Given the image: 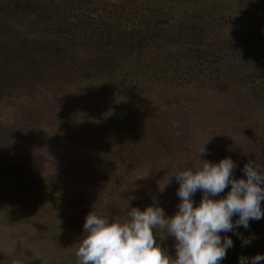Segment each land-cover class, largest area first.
Returning a JSON list of instances; mask_svg holds the SVG:
<instances>
[{
  "label": "trees",
  "instance_id": "trees-1",
  "mask_svg": "<svg viewBox=\"0 0 264 264\" xmlns=\"http://www.w3.org/2000/svg\"><path fill=\"white\" fill-rule=\"evenodd\" d=\"M0 10L7 15L5 25L10 38L21 42L30 34L33 44L47 50L44 60L66 55V63L71 66L64 68L56 91L75 93L83 105L77 104V111H70L75 120L67 122L66 128L62 126L60 133L70 139L78 155L88 153L98 159L100 168L93 162L92 169L105 174L106 181L113 177L110 190L107 183L97 185L96 194L89 193L85 199L79 195L82 180L76 183L77 175L72 176L74 167H55L45 178L40 208H34V203L26 199V205L15 207L13 213L8 210L15 201L20 203L17 188L13 202L4 205L5 214H17L24 208L28 220L18 221L24 220L20 223L32 231L42 228L55 235L60 222L69 221L79 233L73 239L78 247L85 217L91 210L102 215V209L105 213L109 209L119 215L118 221L125 222L128 210L138 207L143 211L155 202L165 210L166 217L175 215L180 203L175 192L174 199L145 192L137 197L122 189L124 180L129 179L132 170L140 169V164L143 166V160H154L160 150L170 153L174 144L169 130L183 132L172 121L160 124L163 114L153 109L157 101L163 100L175 109L186 106L195 96H218L235 116L258 110L264 121V0H0ZM51 84L44 81L48 89ZM83 121L85 124L80 123ZM158 126L169 133L166 130L160 138L156 134ZM29 129L25 131L28 136L33 134ZM45 129L40 128L37 134L43 135ZM261 131L264 133L263 125ZM257 165L264 173V162ZM160 179L156 186L165 189L166 183ZM174 180L168 186L177 189L179 184ZM230 188L215 198H223ZM201 198L202 192L197 191L195 205ZM261 207L264 209V201ZM36 216L43 221L37 222ZM238 218L234 216L233 222ZM157 230L160 228L153 230L154 237L162 247L167 242L161 240L163 232ZM225 235L232 239L233 247L220 264H240L241 256L264 255V218L250 220L248 229L239 226L234 232L221 233ZM244 239L251 242L244 245ZM166 252L175 258V248L169 246ZM74 259L79 264L77 256ZM64 262L54 257L41 264ZM22 263L27 261L22 258Z\"/></svg>",
  "mask_w": 264,
  "mask_h": 264
},
{
  "label": "rangeland",
  "instance_id": "rangeland-1",
  "mask_svg": "<svg viewBox=\"0 0 264 264\" xmlns=\"http://www.w3.org/2000/svg\"><path fill=\"white\" fill-rule=\"evenodd\" d=\"M6 17L0 10V21L4 20V24H0V264H23L22 258L27 264H41L54 257L58 262L77 264V259H74L76 256H73L76 255L77 245H74L73 239L79 233L69 221L60 222L62 227L57 229L58 234L52 235L51 230L45 233L42 228H38L40 231L36 232L20 223L24 220L18 221L28 220V215L23 213L27 212L24 208L17 214L7 215L4 205L13 202V193L16 195L18 188L21 195L17 194V199L20 203L15 201L8 211L16 213L18 207L26 205V199L34 203V208H40L39 200L43 196L45 178L50 169L53 172L55 167L68 166L69 170L74 167L72 176L77 175L76 183L82 180L79 195L85 199L96 194L94 189L97 185L107 183L106 188L110 190L113 177L109 176L106 181L105 174L100 173L97 168V171L92 169L93 162L100 168L98 159L88 153L78 155L71 147L70 139H64L60 133L62 126L66 128L67 122L71 124L75 120L70 111H77V104L81 107L83 105L75 93L56 91L60 87H56V84L63 78L64 68L71 66L66 63V55L44 60L47 50L41 48L40 44H33L28 36L30 34L22 37L25 39L21 40L23 43L10 38L11 33L6 32ZM60 69L62 72H59ZM44 81L52 83L49 89ZM63 84L64 82L61 83ZM215 97L209 99L204 96L201 99L195 96L189 98L186 106L183 104L175 109L167 106V102L163 100L157 101L159 104H155L153 109L154 113L160 111L163 114V123L160 124L169 125L172 121L183 132L177 134L169 130L174 144L170 153L160 150L155 153L154 160H143V166L140 164V169L132 170L129 179L124 180L122 189L124 187L125 193L138 197L145 192L155 197L173 198L172 194L177 193L178 188L168 186L172 179L181 171L198 167L201 159L219 163L224 158L223 155H226L237 165L234 178L238 179L246 178L242 171L244 164L249 161L256 164L264 162V133L261 131L264 121L260 119L258 110L235 116L224 108L218 96ZM77 115L82 114L77 112ZM80 123L85 124L84 121ZM28 126L33 133L30 136L25 133L28 132ZM40 128L46 130L43 135L37 134ZM166 130L167 128L158 126L157 136L161 138L166 135ZM203 147L206 154H201ZM165 173L168 177L162 176ZM26 179L38 182H28ZM159 179L166 183L165 189L157 188ZM25 194H28L27 198H24ZM77 198L76 204L79 206L80 198ZM173 206L169 204V208ZM103 210L102 215L118 221L119 215L109 209L106 213ZM16 215L18 216L14 217ZM42 219L36 216L35 220L41 223ZM157 231L163 232L164 236L159 237L167 242L162 245L165 251L169 250V246L171 249L175 248L174 237L167 236L166 230ZM58 235L60 238L55 239Z\"/></svg>",
  "mask_w": 264,
  "mask_h": 264
},
{
  "label": "clouds",
  "instance_id": "clouds-1",
  "mask_svg": "<svg viewBox=\"0 0 264 264\" xmlns=\"http://www.w3.org/2000/svg\"><path fill=\"white\" fill-rule=\"evenodd\" d=\"M201 154H206L203 147ZM200 154V156H201ZM237 165L231 158L219 163L202 160L195 169L179 172L178 211L166 217L163 208L153 205L141 211L128 210L125 222L90 211L84 220L83 235L78 241L76 256L79 264H220L232 239L221 233L234 232L236 227L249 228V221L264 218V173L254 161L244 164L246 178L234 179ZM230 191L220 199L225 190ZM202 192L199 205L193 200ZM239 218L233 222V217ZM166 230L175 238V258L161 247L154 229ZM239 236V233H235ZM254 238V237H253ZM251 241L244 239L243 244ZM264 255L240 257V264H262Z\"/></svg>",
  "mask_w": 264,
  "mask_h": 264
}]
</instances>
